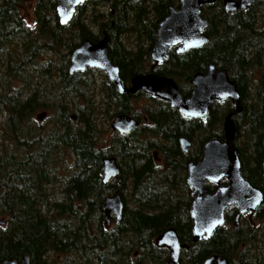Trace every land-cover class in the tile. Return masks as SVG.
<instances>
[{"label":"trees","instance_id":"1","mask_svg":"<svg viewBox=\"0 0 264 264\" xmlns=\"http://www.w3.org/2000/svg\"><path fill=\"white\" fill-rule=\"evenodd\" d=\"M22 1L0 0V59L4 58L6 64L5 77H15L22 65H29L30 71V64L45 50L57 58L55 62L49 60L39 75L48 72L61 91L76 100H84L83 93L90 92L92 83L85 72L68 73L66 57L74 47L85 39L96 42L106 36L108 57L119 66L121 78L128 81L141 72L146 56L143 59L142 53L134 56L125 50L118 42L119 35L132 32L153 39L156 23L166 15L169 5H177V0H146L148 5L143 0H112L105 19L103 12L88 7L98 5L99 0H92L79 5L72 19L61 26L54 11L56 0L34 1L32 25L26 24L19 14ZM147 7L151 8L152 15L148 16ZM207 18L205 33L209 42L179 54L170 51L158 69L161 75L184 81L183 88L179 87L183 95L188 92L184 86L190 74L203 69L207 62L226 67L238 87L241 82L244 84L243 77L236 74H241L244 34L245 30L251 32L252 16L244 13L241 17L237 12L230 15L218 5L210 10ZM13 45L19 47L18 52ZM101 85L102 113L130 110L134 100L131 96L119 95L106 79ZM257 87L261 90L249 99L252 101L244 111L249 121L239 127L242 133L235 136L238 140L235 139L234 145L239 152L242 174L264 195V70ZM39 93L36 88L23 95L20 91L0 92V113L4 112L6 127L12 133L10 138L19 145L18 149L11 147L9 154L0 150V218L4 220L0 227V260L19 261L26 255L29 264H46L48 253H73L65 256L61 264H166L167 250L155 247L152 239L171 226L179 241L187 243L188 248L181 254L184 264H201L212 253L226 257L228 264H264L260 249H243L235 258L236 240L235 237L225 239V227L218 228L210 239L191 242L190 196L184 186L183 163L190 156L183 155L176 140L179 135L192 138L196 134L198 141H194V150L196 157L199 156V146L204 140L201 137H222L216 112L211 111L202 123L184 119L163 104L146 109L147 118L153 123L151 127L143 125L127 136H113L110 147L117 156L118 175L103 184L99 168L101 159L110 152L98 145L100 132L92 123L93 113L85 115L92 109L90 104H95L94 100H86L84 103L89 102L88 106L74 110L75 123H72L68 114L71 106L62 94L60 101L63 100L55 105L57 117L44 136L30 132L29 127L17 131L16 124L29 120L43 106ZM214 107L225 108L227 104L217 103ZM149 133L156 138L154 143L146 138ZM153 146L164 158L160 168L152 161ZM58 147L70 150L73 165L59 194L53 195L46 192V187L52 183L49 177L54 175ZM111 189L120 195L128 189L129 198L121 195V217L106 230L102 225V196ZM260 207L254 216L264 219V210Z\"/></svg>","mask_w":264,"mask_h":264},{"label":"water","instance_id":"2","mask_svg":"<svg viewBox=\"0 0 264 264\" xmlns=\"http://www.w3.org/2000/svg\"><path fill=\"white\" fill-rule=\"evenodd\" d=\"M90 0H56L55 15L59 25L67 24L78 5ZM216 0H179L176 8L170 7L168 13L158 22L156 38L150 59L159 63L167 55L169 48L178 44L177 52L190 48H199L205 44L208 37L201 33L207 25V20L201 17L200 7L210 5ZM254 0H222L224 9L233 12L238 8H246ZM107 37L103 36L96 42L88 39L81 41L69 54L67 71L69 74L83 73L86 69H98L113 84L118 93H134L141 89L145 95L159 101H165L184 118L204 119L208 108L213 102L228 99L239 111V93L225 70L208 65L205 73H196L190 79L193 90L188 97L183 98L173 80L169 77L147 73L133 76L126 85L119 76L116 65L111 63L106 49ZM45 112L36 114L40 120ZM228 113L222 122L224 140L209 139L202 145L201 155L196 161L186 162L185 183L192 195L188 215L190 218L191 242L209 239L215 230L224 222V211L231 206L236 209L235 224L238 218L264 202L260 189L254 187L240 172L238 152L233 145L235 128ZM137 122L125 114L114 116L109 122L111 130L126 134L135 128ZM183 152H187L190 142L179 138ZM102 183L114 179L118 167L114 156L104 157L99 168ZM224 178L227 182L219 185ZM205 181L216 186L213 192H207ZM123 204L118 191L106 195L102 200V216L105 224L111 214L115 221L121 217ZM4 223L0 219V225ZM237 225V224H236ZM156 247L168 250L166 264H178L179 254L186 243H181L173 227L164 229L154 238ZM228 259L220 254H211L201 264H228ZM0 264H29L28 256L15 259L0 260Z\"/></svg>","mask_w":264,"mask_h":264},{"label":"flooded vegetation","instance_id":"3","mask_svg":"<svg viewBox=\"0 0 264 264\" xmlns=\"http://www.w3.org/2000/svg\"><path fill=\"white\" fill-rule=\"evenodd\" d=\"M107 1H108L109 5H111L112 0H107ZM136 1H138V0H136ZM139 1L142 2V0H139ZM143 2L145 3L146 0H143ZM176 3H177V5H175V4L169 5L168 11H169V8L170 7L176 8L179 5V0H177ZM84 4H86V3H84ZM148 4H149V2H146L145 3V5H148ZM217 4L222 8V10L224 12H226V13H228L230 15L237 12V13H241V17H242V15L244 13L252 16V19H251L252 21H251V25H250L251 26V32H249L248 30L247 31L245 30V34H244L245 35V43H244L245 46H244L243 55H242V59L243 60H241V62H242V66H241L242 69L240 70L241 71V74H236V76L237 77H240L241 79H242V77H247V78H249L250 82L252 83L253 82V75L257 72L258 83H255V86H253V85L251 87L250 86H245L243 84V82H241L242 85L240 87H238L235 79L233 78L234 76L233 75L232 76L230 75V73H229V71L227 70L226 67H221V66H219L217 64H214L212 62H207L205 64V66H204L203 69L193 71L190 74L188 80L185 81L186 82V86H184L185 88H187L188 92L186 93V95H183L180 92V89L183 88L181 86V84L184 83V81L173 79L170 76L161 75V74L158 73V69L163 66L164 60L168 57L170 51H174L175 53H178V54L179 53H183L185 51H183V52H177L176 51V47H177L178 44H176V45H174V46H172V47L169 48V51H168L167 55L163 58V60L161 62L154 63L150 59V53H151V50H152V47H153V44H154L155 38H156L157 25H158V22L163 17L156 23L155 28H154V37L151 40H150L149 36L147 37L145 34H141V36H138V35H136V34H134L132 32H126V33H123L122 36L124 37L125 34H131V35H133V40L134 41L132 43H130V41H128L127 44H124L122 42V40H123L121 38L122 36L119 35V37H118V42L124 47L125 50H129V51L133 52V55L134 56H138L140 53H142V56L141 57L143 59L146 56L145 57L146 63H143L142 62L143 69L141 70L140 73H137V74L153 73V74H157V75H161V76H164V77L171 78L173 80V82L175 83V85L177 87V90L179 91V93L181 94V96L183 98L188 97L190 95V93L192 92V90H193V85L190 83V79L192 78V76L194 74H196V73H205L206 72V69H207V66L208 65H211V64L214 65L217 69H223V70H225V73H226L227 77L230 80H232L234 82L235 86H236V89H237V91L239 93V106L241 107V109L239 111H236L234 105L228 99L223 100L221 102H213L209 106L207 115H206V117L204 119L184 118V117H182L177 112V110L175 108L170 107L167 102H165V101H159V100H157L155 98H151L150 96L145 95L144 92L141 89L136 90L134 93H128L126 91L123 92V93H118L115 90V88H114V90L119 95L120 94H126V95L131 96V98H133V99L137 98L138 96H142V97H144V98L147 99L148 104H145L143 107H140L138 110H134L133 111V109H132V103H131L130 106H129V109L130 110L128 112H119V113H115V114L113 113L112 114V118L114 116H116V115L125 114L126 116H129V117L133 118L137 122L136 127L133 128L128 133H126V134H119L117 131H113L114 132L113 136L116 135V134L117 135H120V136H127V135L131 134L132 132H134L136 130H140L141 129V126H143V125H148V126L151 127L153 125V123H152V121L149 120V118H147L146 109L160 107L161 104L166 105V106L172 108L173 110H175V112L180 117H182L184 119H192V120L200 121L202 123H205L207 121V118H208V116H209V114H210L211 111L216 112L215 114L217 115V118L220 119V128L218 130H220V132L222 133V137L221 138H217L215 136H210V137H207V138H205V136L201 137L202 139L204 138V140L202 141V143H200V146H199V152H200L199 153V156L196 157L195 150H194V147H195L194 141H198V137L196 136V134H193L192 138L191 137H188L186 135H179L177 137V140H176L177 141V144H178V147H179L180 151L183 153V155L184 156H187V157L190 156V158H187L183 162L184 163V167H185V169H184V173H185V175H184V186H185V189H186L188 195L190 196V201H191L192 195H191L190 190L188 189V187H187V185L185 183L186 162H188V161H196L197 159H199V157L201 155L202 145H203V143L205 141H207L209 139H218L220 141H223L224 140L223 129H222V122H223L224 117L228 113H231L230 118H231L232 123H233V126L235 128V133H234V142H235V139H237L235 136L242 133L241 131L239 132V127L244 126V123L247 124V122L249 121L247 119L246 112L244 113V111L246 109V106H248V104H250V101H249L250 98H247L246 97L247 96L246 94L250 93L251 90H254V93H257V90H261V88L260 87H257V85L259 84V78L261 76V72H263V70H264V0H254L246 8H238V9L234 10L233 12H228V11H226L224 9V7L222 5V0H216L214 3H212L210 5L203 4L200 7V15H201V17H203L204 19L207 20V25H208V18H207V16H208V14H209V12H210L211 9H215V8L218 7ZM147 10L149 11L148 12V16L149 15H152L151 8L150 7H147ZM207 25L201 31L202 34H204L205 36L208 37V40H207V42L205 44H207L209 42V36L205 33L206 28H207ZM94 30L97 31L96 29H94ZM125 40L127 41L128 39H125ZM205 44H203L201 47H203ZM201 47H199V48H201ZM199 48H190L188 50H194V49H199ZM188 50H186V51H188ZM146 52H147V55H145ZM110 61H111V59H110ZM111 63H113V61H111ZM113 64L116 65L115 63H113ZM116 66L118 67L119 76L121 78L119 66L118 65H116ZM140 68H141V65H140ZM87 70H90V69H86L84 72H86ZM137 74H135V75H137ZM135 75H133V76H135ZM130 79L128 81H125L123 79L122 80H123V82L126 85H128ZM179 87H182V88H179ZM244 100H246V101H244ZM222 102H226L227 107L215 109L214 105L217 104V103H222ZM215 132H217V131H215ZM212 133H213V129H212ZM181 137L186 138L190 142V145H189V148H188V151L187 152H183L181 150V148H180V145H179V141L178 140ZM146 138L148 140H150L152 143H154L156 141V138L152 134L148 135ZM109 149H112V148H109V147L107 148V152L108 153L110 152ZM236 150H237V148H236ZM237 152H238V150H237ZM150 154H151L153 163H157L160 166H162V164L164 162V158H163V155L157 149L156 146L151 147ZM108 156H114L117 159V156L114 154V152L113 153L110 152V155H107L105 157H108ZM238 156H239V152H238ZM239 160H240V156H239ZM240 165H241V160H240ZM248 166H250V165H248ZM240 172L242 174L241 166H240ZM226 182L227 181L224 180V178H221L219 180L218 184L219 185H224V184H226ZM208 186H210L211 188L208 189ZM216 186L217 185H215L212 182L205 181V183H204V187H205V190L207 192H213L214 189L216 188ZM254 187H256V186H254ZM263 197H264V195H263ZM189 204H190V202H189ZM262 205H264V202H262L261 204H259L254 211H248V212L242 214L238 218V221L236 223L237 225L235 224V214H236L235 207L234 206L228 207L224 211V224H223V227L227 226V228H228L226 230L224 229V231H223L224 237H225V239H229L230 237H235L236 246L234 247V249H236L237 251L238 250L240 251L242 248L243 249H256V247L254 246V242H257L256 237L253 234V232L250 233V234H247V235L244 234V231H243L244 226L242 224V221L245 219V217L251 218V219L256 220V221H258V220H263L264 221L263 218H261V217L256 218L254 216L255 213H258L257 211H258V209H259L260 206H261L260 208L264 210V207H262ZM246 226L248 227L249 224L247 223ZM215 232H214V234H215ZM243 241H244V243H243Z\"/></svg>","mask_w":264,"mask_h":264},{"label":"rangeland","instance_id":"4","mask_svg":"<svg viewBox=\"0 0 264 264\" xmlns=\"http://www.w3.org/2000/svg\"><path fill=\"white\" fill-rule=\"evenodd\" d=\"M34 1L35 0H23L18 7V11H19L21 18L28 25H32L34 22V18H33ZM91 6L96 8L98 11L103 12L105 15V19H108L107 10L109 7V3L107 0H99L98 5L90 4L88 7H91ZM91 27L93 28L94 25L91 24ZM121 38L123 39L122 42L124 44H127L128 41H130V43L134 41L133 35L131 34H125L124 37L122 36ZM125 39H128V40L126 41ZM12 48H14L15 52L19 51L18 46L13 45ZM68 57L69 55L66 58ZM56 58L57 57L55 55L43 50L42 53L38 56L37 60L33 62L32 64H30V69H31L30 71L27 70L29 68V65L27 66L22 65L20 68V72L16 73L17 75L15 74L16 75L15 77L14 76L5 77V73H6L5 65L6 64L5 62H3L4 58L0 59V92H2V90H5L6 93L9 94L11 92L20 91L21 94L23 95L28 90L35 89V88L39 89V91L41 92L39 93L40 99H41L39 101H41L43 106L38 107V109L35 110L31 114V116L29 117V120H26L23 123L16 124V130L17 131L26 130L29 127L30 132H39V133H42V135L44 136L43 133L50 131L57 117V108L55 105H58L59 103H61L63 99L68 102L67 104L69 106H71V109L68 111V114L73 115V118H70V120L72 121V123H75L74 110L77 109L78 106H81V107L83 105L88 106L90 103L89 102L84 103V101L86 100L90 101L92 98L94 100L93 103L95 104L93 105L90 104V107L92 109L90 111L88 109L85 115L88 116L89 113H93L91 115L92 123L94 124L95 129L100 132L99 137H98V145L106 149L108 147L111 148L110 144H111V141L114 139L113 137L114 132L110 130V128L108 127V122L110 121L112 117V115H110V117L108 115L112 114V111H107L108 114H105V113H102L100 110V100L102 99V95H103L101 84H102V81L106 79L105 76L99 70H96V69L87 70L85 72L86 73L85 76L89 78V80H91V83H92L90 85L91 86L90 92L88 91L87 93H83L84 100H80V99L76 100L75 98H73V95L64 94L63 91H61L60 87L55 83V81L49 78L48 72L41 76L39 75L40 74L39 70L44 69L48 65L49 60L55 62ZM53 76L56 77L55 72L53 73ZM243 79H244L245 86H250V87L252 85L255 86V83H258L257 72L253 75L252 83L247 77H243ZM34 85L36 87H34ZM62 94H64V97L60 101ZM246 95H247L246 96L247 98L251 99L252 97L255 96L254 90H251V92ZM249 101H252V100H249ZM145 104H148L147 99L142 96H138L132 101V109L133 111L138 110L140 107H143ZM40 112H45V114L40 120H37L35 116L36 114ZM4 120H5L4 112H2L0 113V150L2 149L5 153L9 154V152L12 151L10 149L11 147L18 149L19 145L10 138L12 133L6 127ZM31 148L33 149L32 145H31ZM109 151L113 153V149H109ZM54 160H55L54 175H51L49 177L51 178L52 183L47 185L46 192L52 193L53 195H58L61 185L65 182V180L67 179V177L69 176L72 170L73 164H72V156H71L70 150L65 147H58L55 151ZM156 166L160 168V165L157 163H156ZM112 192H113L112 189L110 191L108 190L107 192H104L102 198L106 195L112 194ZM127 192H128V189H127ZM127 192L124 193V190H123L122 195L123 197H126L128 199L129 197L127 195ZM130 204L131 202H128V206H130ZM113 223H114V220L113 218H110V216H109V220L107 224L104 225L102 221V225L105 227L106 230H109L112 227ZM247 223L249 224L248 227L246 226ZM242 224L244 226L243 228L244 234L247 235L253 232L257 240V242H254V246L256 247V249H261L264 253V221L263 220L256 221L251 218L245 217V219L242 221ZM1 226L2 225H0V227ZM226 229H228L227 226H225V230ZM152 244H153V239H152ZM236 253L237 252L233 254L235 258L237 257ZM72 254L73 253H70V254L48 253L47 255H45V261H46V264H61V262L65 260V256L72 255ZM250 255H252V253ZM180 261L182 262V263L180 262V264H184L183 258Z\"/></svg>","mask_w":264,"mask_h":264}]
</instances>
